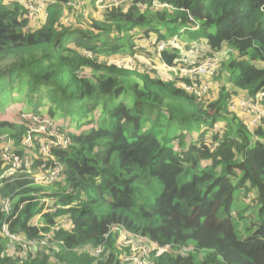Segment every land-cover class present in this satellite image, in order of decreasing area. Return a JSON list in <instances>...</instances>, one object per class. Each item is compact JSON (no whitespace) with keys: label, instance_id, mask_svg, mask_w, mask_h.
Masks as SVG:
<instances>
[{"label":"trees","instance_id":"obj_1","mask_svg":"<svg viewBox=\"0 0 264 264\" xmlns=\"http://www.w3.org/2000/svg\"><path fill=\"white\" fill-rule=\"evenodd\" d=\"M85 1L48 0L34 17L0 0V90L34 105L20 109L27 119L0 116V148L30 155L35 171L61 169L51 184L25 168L0 181V264H123L116 225L174 246L154 264H264V120L251 127L230 107L264 93V0H130L88 13ZM148 38L167 47H136ZM208 55L221 57L218 93L197 98L167 66ZM37 118L46 130L25 145ZM5 223L23 239L59 230L49 248L13 250Z\"/></svg>","mask_w":264,"mask_h":264},{"label":"built area","instance_id":"obj_2","mask_svg":"<svg viewBox=\"0 0 264 264\" xmlns=\"http://www.w3.org/2000/svg\"><path fill=\"white\" fill-rule=\"evenodd\" d=\"M12 1V0H11ZM25 5L23 0H19ZM103 0H101L102 2ZM157 4V1H155ZM26 6V5H25ZM46 7V5H45ZM42 8V7H41ZM46 16V9L43 11ZM148 44H156L158 50H162L167 47V43L164 41H159L157 38H150ZM220 67V58L216 55H208L203 60L194 64H186L182 66H167L171 71H177L182 78L190 79L189 83L184 85L185 89L195 95L197 98L206 97L213 86L215 87L214 77L217 74V71ZM264 96V93H259L255 99L253 98H238L235 102L231 104V109L234 111L245 112L250 115L249 126L253 127L258 125L262 120H264V106L261 103V99ZM35 125L29 133L27 139L25 140V145H32V142L35 139L34 134L39 130L45 131V124L39 119L33 120ZM32 122V121H31ZM41 122V124H38ZM44 124V125H43ZM39 126V127H38ZM38 127V129L36 128ZM55 130H51V136H57ZM51 139V138H50ZM44 138L40 141V152L44 155L50 152V147L52 144H57L63 142V139L58 137V142H54L52 139ZM67 143V141H66ZM3 144V143H1ZM2 153V160L7 164L11 165L5 169L4 173L0 176V181L4 178H11L18 173L22 168L31 175L32 178H35V181L39 184H51L55 182L61 173L60 168L53 170L46 169V164H44L39 170L35 171L32 168L31 156L27 155L21 157L14 153H10L9 146H3L0 148ZM47 201V200H46ZM49 202V201H48ZM50 204V203H48ZM4 211L7 214L11 213V202L5 200ZM59 230L58 227L45 235L43 239H23L22 237L12 233L5 223L3 225L4 233L12 240L11 248L16 249L18 244H23V247L26 251L28 250H39L42 246L51 247L53 242L50 244L49 241L54 237L55 231ZM109 232L117 233L119 236V244L124 249L121 259L128 264H154L150 260L152 253H163L166 251L174 250V246L171 244L159 245L157 242L151 240L150 238L138 234L131 233L127 228L122 225H116L110 228ZM104 246L99 245L96 247H89V251L94 256H99L103 252ZM194 250V246H181L179 251L181 253H189Z\"/></svg>","mask_w":264,"mask_h":264},{"label":"rangeland","instance_id":"obj_3","mask_svg":"<svg viewBox=\"0 0 264 264\" xmlns=\"http://www.w3.org/2000/svg\"><path fill=\"white\" fill-rule=\"evenodd\" d=\"M23 1L25 2V5L29 9V11L31 12L32 16L38 17L40 15L39 13L44 11L45 5L47 3L46 1H48V0H23ZM128 1H130V0H106V1H102V2H101V0H95V1L94 0H87V1H85L84 7L86 8V13H88L89 9L90 10L93 9V7H92L93 4L95 6L96 5L100 6L99 9H101L103 11V10H105L106 7H110L113 5H119L120 3H125ZM149 40H150L149 38L148 39H138L136 42V44H137L136 47L138 49H143V48L148 49V52H154L156 44H154V45L148 44ZM219 58L221 59V57H219ZM121 62H124V61H121ZM124 64H125V62H124ZM172 72L174 74L177 73V71H175V72L172 71ZM162 76H165V75L162 74ZM214 82H216L215 79H214ZM218 88H219V82H216L215 87L213 86V88L211 89V91L209 93L210 98H213L216 96V94L218 93ZM0 94H1L0 109L4 112L6 111L5 113L2 111L0 112V116L3 118L17 117V116H19V114L23 118H26L28 115L21 113L20 109L24 105H25L24 108H28V107L32 108V106H34V105L29 106L30 104H27L25 101H23V98H21L23 92L21 90H18L17 88L14 90V92L9 91V90H5V89L0 90ZM231 104H230V107H231ZM26 106H28V107H26ZM232 111H234V110H232ZM33 124L34 123L31 124V127L35 126ZM38 124L42 125L41 122H38ZM3 146H9V143L4 142L1 145V147H3ZM245 196L246 195L244 193V190H241V189L237 190L236 195H235V199H234V206H233L235 211H241L247 205V203H249V202H247V200H245ZM248 199H250V198H248ZM247 224H248V221L247 222H245L244 220L239 221V227L238 228L240 229L241 234H243L244 231H246L245 228H246ZM122 262H123V264H128L127 262H124L123 260H122Z\"/></svg>","mask_w":264,"mask_h":264},{"label":"crops","instance_id":"obj_4","mask_svg":"<svg viewBox=\"0 0 264 264\" xmlns=\"http://www.w3.org/2000/svg\"><path fill=\"white\" fill-rule=\"evenodd\" d=\"M215 84H216V82H215Z\"/></svg>","mask_w":264,"mask_h":264}]
</instances>
